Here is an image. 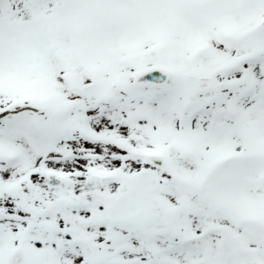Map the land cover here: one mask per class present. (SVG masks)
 Returning a JSON list of instances; mask_svg holds the SVG:
<instances>
[{
  "label": "snow or ice",
  "instance_id": "6c2138e0",
  "mask_svg": "<svg viewBox=\"0 0 264 264\" xmlns=\"http://www.w3.org/2000/svg\"><path fill=\"white\" fill-rule=\"evenodd\" d=\"M0 264H264V0H0Z\"/></svg>",
  "mask_w": 264,
  "mask_h": 264
}]
</instances>
